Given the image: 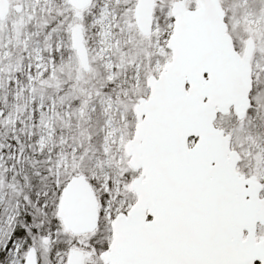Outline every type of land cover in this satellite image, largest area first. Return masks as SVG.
<instances>
[{"label":"snow or ice","instance_id":"obj_1","mask_svg":"<svg viewBox=\"0 0 264 264\" xmlns=\"http://www.w3.org/2000/svg\"><path fill=\"white\" fill-rule=\"evenodd\" d=\"M0 264H264V0H0Z\"/></svg>","mask_w":264,"mask_h":264}]
</instances>
